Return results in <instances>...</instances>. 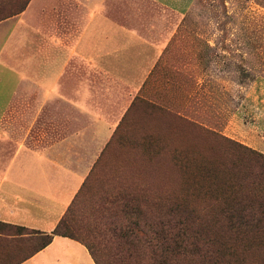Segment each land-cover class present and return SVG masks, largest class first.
Masks as SVG:
<instances>
[{
    "label": "rangeland",
    "instance_id": "374dc122",
    "mask_svg": "<svg viewBox=\"0 0 264 264\" xmlns=\"http://www.w3.org/2000/svg\"><path fill=\"white\" fill-rule=\"evenodd\" d=\"M26 2L0 0V17ZM181 3V12L168 8ZM155 5L150 22L167 44L150 75L125 72L123 79H108L106 92L92 95L108 140L98 148L71 212L78 234L96 246L103 264H137L121 260L115 245L105 248L93 240L119 194L144 197L156 211L173 200L196 208L213 202L203 198L207 182L194 164L189 172L174 166L177 146L195 161L234 159L221 138L264 155V0ZM178 114L203 127L181 122ZM150 140L158 142L157 155L146 150ZM35 245L0 236V264L20 262Z\"/></svg>",
    "mask_w": 264,
    "mask_h": 264
},
{
    "label": "crops",
    "instance_id": "0c3cea01",
    "mask_svg": "<svg viewBox=\"0 0 264 264\" xmlns=\"http://www.w3.org/2000/svg\"><path fill=\"white\" fill-rule=\"evenodd\" d=\"M155 8V0H27L0 21L1 223L53 231L108 140L92 95L125 72L149 76L167 44L150 22ZM21 264L94 262L56 236Z\"/></svg>",
    "mask_w": 264,
    "mask_h": 264
},
{
    "label": "trees",
    "instance_id": "16d2710c",
    "mask_svg": "<svg viewBox=\"0 0 264 264\" xmlns=\"http://www.w3.org/2000/svg\"><path fill=\"white\" fill-rule=\"evenodd\" d=\"M24 7L0 17V21L18 14ZM176 117L181 122L203 127L184 116ZM221 139L235 154L227 163L183 157L182 145L172 152L174 166L189 172L194 164L201 180H206L203 198L212 199L210 205L196 208L185 200H173L156 211L144 197L121 193L111 201L112 208L108 209L93 240L102 241L105 248L115 245L121 260L137 264H245L247 261V264H264V155ZM150 149L153 155L158 154L156 140H150L146 150ZM85 184L51 233L0 222V236L36 242L16 264L45 249L56 236L78 242L94 264H103L96 246L78 234L71 212Z\"/></svg>",
    "mask_w": 264,
    "mask_h": 264
}]
</instances>
